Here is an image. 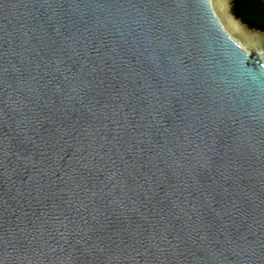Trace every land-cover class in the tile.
<instances>
[{"label":"water","instance_id":"water-1","mask_svg":"<svg viewBox=\"0 0 264 264\" xmlns=\"http://www.w3.org/2000/svg\"><path fill=\"white\" fill-rule=\"evenodd\" d=\"M0 264H264V0H0Z\"/></svg>","mask_w":264,"mask_h":264}]
</instances>
